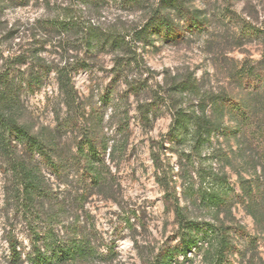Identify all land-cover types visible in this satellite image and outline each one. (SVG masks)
Listing matches in <instances>:
<instances>
[{"label": "rangeland", "instance_id": "rangeland-1", "mask_svg": "<svg viewBox=\"0 0 264 264\" xmlns=\"http://www.w3.org/2000/svg\"><path fill=\"white\" fill-rule=\"evenodd\" d=\"M154 11L171 18L170 32L137 39ZM90 29L125 37V44L90 47ZM4 77L15 99L8 113L54 140L71 163L58 176L37 156L65 222L78 220L106 255L90 264H150L180 242L177 203L194 220L233 227L232 264H264L257 220L264 216L257 190L264 183V0H0V82ZM185 81L188 88L177 89ZM179 107L210 123L197 148L168 132ZM88 137L106 161L101 184L75 159ZM11 145L22 149L14 136ZM199 172L225 177L227 205L201 202ZM20 187L0 147V264H32L26 255L36 212L21 205ZM50 208L48 201L38 212ZM190 257L185 264H207L203 250Z\"/></svg>", "mask_w": 264, "mask_h": 264}, {"label": "trees", "instance_id": "trees-1", "mask_svg": "<svg viewBox=\"0 0 264 264\" xmlns=\"http://www.w3.org/2000/svg\"><path fill=\"white\" fill-rule=\"evenodd\" d=\"M165 5H177L178 0H162ZM149 18L144 26L137 30L139 40L147 39L151 31L164 30L170 32L173 21L167 14L158 11ZM59 27H68L65 21H55ZM87 43L90 47L98 44H109L113 47H122L125 37L113 33H103L95 29L88 30ZM66 72H64L65 76ZM36 81H40L38 77ZM188 81L177 84V89L188 88ZM65 84H70L67 80ZM181 87V88H179ZM12 87L9 78L0 82V147L10 157L12 171L20 184L22 196L21 205L26 211L34 210L36 215L31 217L32 228L31 248L26 257L32 264H90L99 258L100 254L90 235L78 225V220L65 222V211L57 196L46 188L40 176L41 158L53 174H60L69 168L71 163L65 162L60 155L58 144L54 140H45L30 132L27 127L20 125L8 113V108L15 102L12 96ZM172 139L184 142L193 141L194 147H199L210 133V123L205 116L195 109L187 111L184 108L175 110L169 131ZM15 137L22 149H13L12 136ZM21 154V155H20ZM75 159L84 163V171L94 184H101L105 180L106 161L91 137L77 144ZM27 156V157H26ZM37 156L39 158H37ZM201 185L197 189L198 198L206 206L222 207L228 204L231 198V188L227 185L224 176L213 172L200 173ZM263 184V185H262ZM257 190L264 199V183L258 184ZM81 196H84L81 194ZM51 203V208L45 213L38 212L46 202ZM57 202V203H56ZM58 205L57 209L52 206ZM38 213V214H37ZM176 213L179 221L180 242L169 248L159 251L150 264H185L193 260L190 253L203 250L204 260L207 264H232L231 257L238 251L235 245L231 226L224 223H207L194 220L183 212L177 203ZM45 216V217H43ZM263 225L264 216L257 219ZM252 239V237L250 238ZM12 255L21 258L17 250V243L11 239ZM183 256V260L179 259Z\"/></svg>", "mask_w": 264, "mask_h": 264}]
</instances>
